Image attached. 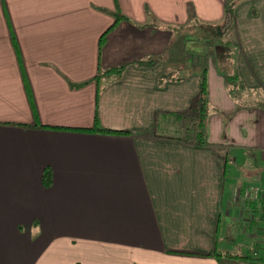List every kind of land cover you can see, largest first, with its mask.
I'll use <instances>...</instances> for the list:
<instances>
[{
	"label": "crops",
	"instance_id": "0c3cea01",
	"mask_svg": "<svg viewBox=\"0 0 264 264\" xmlns=\"http://www.w3.org/2000/svg\"><path fill=\"white\" fill-rule=\"evenodd\" d=\"M230 1L244 87L208 59L206 143L150 135L199 88L197 69L158 80L173 44L198 49L190 24ZM94 111L128 132L81 129ZM263 247L264 0H0V264H264Z\"/></svg>",
	"mask_w": 264,
	"mask_h": 264
},
{
	"label": "trees",
	"instance_id": "16d2710c",
	"mask_svg": "<svg viewBox=\"0 0 264 264\" xmlns=\"http://www.w3.org/2000/svg\"><path fill=\"white\" fill-rule=\"evenodd\" d=\"M233 2H227L225 4L224 16L218 21L213 22H198L190 24L188 33V40H198L199 48L196 50H189V55L192 57L190 62V71L198 70L199 73V88L197 92L190 98L188 105L185 108L179 110H165L158 111L154 114L153 123L148 131L150 135H161L171 138L181 139L188 143L193 144H205L206 143V133H207V62L208 59L211 62L217 61L222 63L218 66L220 71L224 74V77L228 82H230V87L228 91L233 93L235 88L244 87L242 80L239 78L235 69V56L237 52V46L228 40L224 33L230 23L233 20L232 16ZM114 22L120 18H126V16L120 12L116 7L112 11ZM112 24L109 25L111 27ZM108 27V28H109ZM107 28V29H108ZM104 30L99 37V46L103 40ZM187 35V34H186ZM185 36V35H184ZM185 40V38H184ZM16 47V46H15ZM17 49V48H16ZM186 50V49H185ZM188 51V50H187ZM195 57V58H194ZM123 65L112 66L107 69H100L93 76V79H97L98 76L112 73L113 75H118L122 69ZM231 70V71H230ZM169 77V74L165 71L159 74L158 80ZM174 78H180V76H175ZM85 82V81H84ZM83 82L75 83L78 85ZM162 120L173 122L170 126V130L173 133H164L161 131ZM81 129L110 132V133H122L128 132L125 128H108L100 124L98 115L96 111L93 113L92 124L89 127H83ZM49 169L46 168L42 172V182L44 184L49 181ZM250 196V195H249ZM214 253L219 254L217 249ZM262 257V254L260 256ZM264 259V258H263Z\"/></svg>",
	"mask_w": 264,
	"mask_h": 264
},
{
	"label": "rangeland",
	"instance_id": "374dc122",
	"mask_svg": "<svg viewBox=\"0 0 264 264\" xmlns=\"http://www.w3.org/2000/svg\"><path fill=\"white\" fill-rule=\"evenodd\" d=\"M189 32L191 33L190 30H189ZM179 34L181 35V37H183L181 33H179ZM191 59H192V57H190L189 52H187L186 50H183V49L181 51L180 48L174 46V44H173V52H172L171 57H169V59H168L170 62L168 64V70L166 72L170 75H173V76H181V75L186 74L187 72L190 71L189 60H191ZM220 63H222V60H220ZM210 64H212V65H210L211 69L214 68L213 65L215 66V64H213L211 61H210ZM221 78L223 79V76ZM208 82L210 83V80ZM220 82H221V80H219V82H217V83L220 84ZM212 83H213V80H212ZM213 88L218 89V86L216 84H214ZM212 99H213V96H211V100ZM208 106L210 108L209 104H208ZM161 123H162L161 125H166V128H165V126L161 127L162 132H164V133L170 132V133L174 134V132H172L173 130H170V126L173 125V122L162 120ZM236 251L239 252V250H236ZM260 262L262 263V261H260Z\"/></svg>",
	"mask_w": 264,
	"mask_h": 264
},
{
	"label": "built area",
	"instance_id": "2783aa9c",
	"mask_svg": "<svg viewBox=\"0 0 264 264\" xmlns=\"http://www.w3.org/2000/svg\"><path fill=\"white\" fill-rule=\"evenodd\" d=\"M262 257L264 258V247H263V249H262Z\"/></svg>",
	"mask_w": 264,
	"mask_h": 264
}]
</instances>
